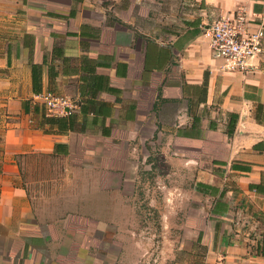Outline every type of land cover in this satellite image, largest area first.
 <instances>
[{
    "label": "crops",
    "instance_id": "obj_1",
    "mask_svg": "<svg viewBox=\"0 0 264 264\" xmlns=\"http://www.w3.org/2000/svg\"><path fill=\"white\" fill-rule=\"evenodd\" d=\"M236 9L264 27V0H0V264H136L150 145L187 175V264H264V43L225 70L202 29Z\"/></svg>",
    "mask_w": 264,
    "mask_h": 264
},
{
    "label": "rangeland",
    "instance_id": "obj_2",
    "mask_svg": "<svg viewBox=\"0 0 264 264\" xmlns=\"http://www.w3.org/2000/svg\"><path fill=\"white\" fill-rule=\"evenodd\" d=\"M137 154L138 169L133 215L128 225L133 239L141 242L133 255L136 264H187L183 249L199 218L192 216L189 197L182 186L185 178L169 150L154 145Z\"/></svg>",
    "mask_w": 264,
    "mask_h": 264
},
{
    "label": "built area",
    "instance_id": "obj_3",
    "mask_svg": "<svg viewBox=\"0 0 264 264\" xmlns=\"http://www.w3.org/2000/svg\"><path fill=\"white\" fill-rule=\"evenodd\" d=\"M246 12L236 9L227 16L215 18L202 25L203 34L208 38L212 55L222 61V67L230 71H246L250 68L249 59L258 56L263 50L264 27L247 30ZM33 98L41 102L49 114H61L75 107L67 96L45 91Z\"/></svg>",
    "mask_w": 264,
    "mask_h": 264
},
{
    "label": "trees",
    "instance_id": "obj_4",
    "mask_svg": "<svg viewBox=\"0 0 264 264\" xmlns=\"http://www.w3.org/2000/svg\"><path fill=\"white\" fill-rule=\"evenodd\" d=\"M37 71H38V70H36V66L32 65V81H33V90H34L35 92L39 91V89H37L36 86H35L36 83H37V80L39 79V75H38V72H37ZM45 119H47L48 121H52V120H54L55 118H52V119H50V118H45ZM232 129H233V125H232L231 127H229V129H228V134H231Z\"/></svg>",
    "mask_w": 264,
    "mask_h": 264
}]
</instances>
